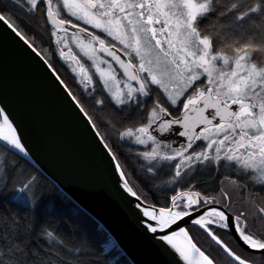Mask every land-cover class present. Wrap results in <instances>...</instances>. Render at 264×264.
Listing matches in <instances>:
<instances>
[{"label":"snow or ice","instance_id":"1","mask_svg":"<svg viewBox=\"0 0 264 264\" xmlns=\"http://www.w3.org/2000/svg\"><path fill=\"white\" fill-rule=\"evenodd\" d=\"M0 28L83 117L172 264H217L192 227L226 264H264V0H0ZM7 104L0 92V264H119L80 209L42 211L59 193ZM129 162L151 199L131 186Z\"/></svg>","mask_w":264,"mask_h":264},{"label":"water","instance_id":"2","mask_svg":"<svg viewBox=\"0 0 264 264\" xmlns=\"http://www.w3.org/2000/svg\"><path fill=\"white\" fill-rule=\"evenodd\" d=\"M61 91L0 39V92L7 95L10 117L30 149V163L97 223L129 264H172L138 222L83 117L68 107Z\"/></svg>","mask_w":264,"mask_h":264},{"label":"trees","instance_id":"3","mask_svg":"<svg viewBox=\"0 0 264 264\" xmlns=\"http://www.w3.org/2000/svg\"><path fill=\"white\" fill-rule=\"evenodd\" d=\"M61 75L63 76L64 80L69 84L70 87H72V90L74 91V83H73V80L70 79V73H65L63 69H61ZM82 91V90H81ZM86 107L88 108V111L90 113H92L94 116L98 115L96 112L93 111L92 109V106L91 104H88L86 105ZM103 131V129H102ZM127 168L132 172L133 171V165L131 162H129V165L127 166ZM46 178V177H45ZM47 179V178H46ZM47 181L49 182V192L51 193L52 192V189H55V191L57 193H59V198L57 197H53V196H49L47 197V201H46V204L45 206L42 208V211H47V212H56V211H59V212H66L69 210V208L71 207L72 208V211H73V214H75V209H77L78 207L73 204L50 180L47 179ZM140 184V183H139ZM141 185V184H140ZM141 187L143 188L145 194H147L148 197L151 196V194L149 195L148 192L144 189V187L141 185ZM234 194V193H233ZM63 197H66L67 199H64L63 200V203H61V199L60 198H63ZM237 197V196H236ZM234 197V200H237L238 197L236 198ZM74 206V207H72ZM237 207H239L240 205L237 204L236 205ZM79 209V208H78ZM81 210V209H80ZM81 212L83 213V216L82 217H79V219L82 221V222H87L88 223V229L90 232L92 231H95L96 229H101L96 222H94V220L88 216L85 212H83L81 210ZM85 217H86V221H85ZM192 231L198 233V236L203 239V241L205 242V244H207V246L212 250L215 251V249L219 250L221 253H222V250H220L218 248L217 245H215L214 242H212L210 240L209 237H207V235L205 233H203L202 230H199L198 228H193ZM104 232V231H103ZM105 233V232H104ZM193 235V234H192ZM218 235L221 236V238L226 242L228 243L231 247L233 248H236L237 250L238 247H237V243L235 242V240L232 238L231 235L227 234L226 232H223L221 230H218ZM193 240L194 242L197 244L198 247L201 248V250L205 251L206 254H210L211 256L215 257L214 254L215 252H212L211 250H207V249H204L202 247V245L200 244V242L198 241V238L197 237H193ZM117 250V249H116ZM113 250H109V252H106L104 253V255L108 256L110 252H112ZM216 255V254H215ZM111 260L113 262L115 261H119V264H129L121 255V253L117 250L116 251V255L112 256L111 257ZM217 264H225V263H222L221 261H217Z\"/></svg>","mask_w":264,"mask_h":264},{"label":"rangeland","instance_id":"4","mask_svg":"<svg viewBox=\"0 0 264 264\" xmlns=\"http://www.w3.org/2000/svg\"><path fill=\"white\" fill-rule=\"evenodd\" d=\"M53 47H54V45H53ZM73 49L75 50V46L73 45ZM90 61L89 62H87V64H86V67L87 66H90ZM93 71H94V69H92ZM70 73V72H69ZM70 76H71V73H70ZM74 87V91L73 92H77V86L75 85V86H73ZM80 90H82V89H80ZM126 171L128 172V176H129V180L131 181V184H132V186L136 189V190H138L139 192H141L144 196H147V194H145V192H144V190H143V188L141 187V185L139 184V182H136V178H135V176L132 174V172L128 169V168H126ZM230 191H231V189H229ZM234 197H236V194L234 193L233 194V199H234ZM237 198V197H236ZM221 231H223V232H225L224 230H221ZM193 234V235H192ZM190 235L192 236V237H197L198 238V241L200 242V244L202 245V247L204 248V249H207L208 251L209 250H211L208 246H207V244H205V242L203 241V239H201L199 236H198V233H196V232H194V231H192V230H190ZM219 248V247H218ZM221 250V249H220ZM212 252H215V254H214V256H216V260L217 261H221L222 263H225L226 264V261L224 260V258H223V254L219 251V250H217V249H215V251L212 249L211 250Z\"/></svg>","mask_w":264,"mask_h":264},{"label":"flooded vegetation","instance_id":"5","mask_svg":"<svg viewBox=\"0 0 264 264\" xmlns=\"http://www.w3.org/2000/svg\"><path fill=\"white\" fill-rule=\"evenodd\" d=\"M101 55H103L102 53H101ZM106 59H108V60H111L109 57H105ZM136 182H138L137 180H136ZM131 186H132V184H131ZM148 194L150 195V193L148 192ZM149 199H151V196L149 197ZM193 228H196V227H192L190 230H192Z\"/></svg>","mask_w":264,"mask_h":264}]
</instances>
